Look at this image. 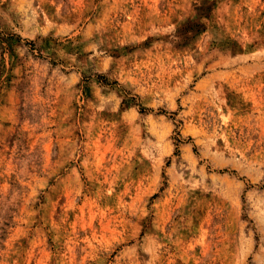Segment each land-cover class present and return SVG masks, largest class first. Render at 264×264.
I'll use <instances>...</instances> for the list:
<instances>
[{"label": "rangeland", "instance_id": "374dc122", "mask_svg": "<svg viewBox=\"0 0 264 264\" xmlns=\"http://www.w3.org/2000/svg\"><path fill=\"white\" fill-rule=\"evenodd\" d=\"M0 264H264V0H0Z\"/></svg>", "mask_w": 264, "mask_h": 264}]
</instances>
